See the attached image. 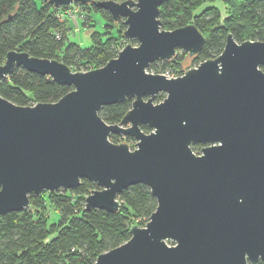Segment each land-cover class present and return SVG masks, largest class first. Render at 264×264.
<instances>
[{"label": "water", "instance_id": "water-1", "mask_svg": "<svg viewBox=\"0 0 264 264\" xmlns=\"http://www.w3.org/2000/svg\"><path fill=\"white\" fill-rule=\"evenodd\" d=\"M47 1L92 3L123 20L129 42L86 71L27 51L7 53L0 78L22 65L72 89L33 105L0 93V215L28 208L31 193L73 189L83 178L99 186L86 196V209L116 212L120 193L144 183L156 209L93 264L264 262V40L238 42L229 32L218 56L169 77L150 72L151 63L178 49L195 56L205 36L194 23L162 28L167 0ZM127 98L132 106L119 123L100 115ZM112 134L132 137L136 147L113 142ZM194 145H203L199 153Z\"/></svg>", "mask_w": 264, "mask_h": 264}, {"label": "trees", "instance_id": "trees-1", "mask_svg": "<svg viewBox=\"0 0 264 264\" xmlns=\"http://www.w3.org/2000/svg\"><path fill=\"white\" fill-rule=\"evenodd\" d=\"M206 1L215 0H167L160 9L162 28L175 29L194 23L204 34L205 42L194 56L195 62L218 56L229 32L238 42L264 40V0H222L226 14L215 5L197 13L198 7ZM76 3L91 12H102L106 19L104 31L94 30L88 46L67 40L65 21L59 16L66 6L55 7L47 0H0V63H4L10 50H20L58 59L74 71H86L103 66L115 57L120 50L119 40L125 38L123 20L115 21L110 12L92 3ZM179 50L170 60L151 63L149 69L155 73L183 74L181 68L188 53ZM71 89L70 85L22 65L0 78V93L21 105L53 102ZM164 97L165 94L160 93L156 101ZM131 106L132 99L127 98L104 105L100 115L108 123H119ZM142 129L150 131L146 125H142ZM110 139L120 143L133 138L112 134ZM201 147L194 145L193 150L199 153ZM97 188V183L83 178L73 189L31 193L28 208L1 214L0 264H93L100 253L127 241L135 223L145 225L157 207L150 188L137 183L120 193L118 211L87 210L85 198ZM49 206L59 212L57 221L51 222L46 214Z\"/></svg>", "mask_w": 264, "mask_h": 264}, {"label": "rangeland", "instance_id": "rangeland-1", "mask_svg": "<svg viewBox=\"0 0 264 264\" xmlns=\"http://www.w3.org/2000/svg\"><path fill=\"white\" fill-rule=\"evenodd\" d=\"M211 5H215L219 7L222 11V14L223 15L226 14L227 12L226 6L222 0L206 1L202 5H200V7H198L196 12L200 13L206 7ZM59 16L62 18V20L65 21V28H67V40L78 42L83 46L90 45L92 43V38H91L92 32L94 30L104 31V26L106 23V19L103 16L102 12L96 10H93L91 12L89 9L84 8L82 5L76 2L62 9L59 12ZM128 42L129 41L126 38L120 39L118 44L119 49L121 50ZM133 44H136V42L133 41ZM179 51L181 53L184 50L180 49ZM198 64H199L198 62H195L194 56H189V54H186L181 69L183 70L184 73L187 69L197 66ZM149 71L154 72L151 71L150 69ZM123 142L130 143L131 148L136 147L135 139H132L130 141L124 140ZM199 151H201V149H199ZM46 214L50 217L51 222L57 221L58 218L60 217L59 212L56 211L53 206L48 207V210H46Z\"/></svg>", "mask_w": 264, "mask_h": 264}, {"label": "built area", "instance_id": "built-area-1", "mask_svg": "<svg viewBox=\"0 0 264 264\" xmlns=\"http://www.w3.org/2000/svg\"><path fill=\"white\" fill-rule=\"evenodd\" d=\"M61 19H62V18H61ZM164 74H166V75L169 76V77L178 76V75H173V74L169 73L168 71H166Z\"/></svg>", "mask_w": 264, "mask_h": 264}, {"label": "flooded vegetation", "instance_id": "flooded-vegetation-1", "mask_svg": "<svg viewBox=\"0 0 264 264\" xmlns=\"http://www.w3.org/2000/svg\"><path fill=\"white\" fill-rule=\"evenodd\" d=\"M203 146V145H202ZM202 148V147H201Z\"/></svg>", "mask_w": 264, "mask_h": 264}]
</instances>
